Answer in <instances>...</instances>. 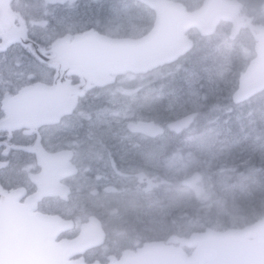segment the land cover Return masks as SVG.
<instances>
[{
  "label": "flooded vegetation",
  "instance_id": "af4514ba",
  "mask_svg": "<svg viewBox=\"0 0 264 264\" xmlns=\"http://www.w3.org/2000/svg\"><path fill=\"white\" fill-rule=\"evenodd\" d=\"M44 1L50 12L44 16L41 14L39 18H47V21L44 20L46 33L40 35L36 30L37 10L32 8V0H10L12 17L0 21V43L10 37L6 28L10 25L13 31L25 36V40L35 41L45 54L52 56L56 41L60 39L72 42L76 36L86 32H95L110 38H124L114 32L120 20L117 15H123L126 9L131 10L130 13L152 10L140 0H67L65 3ZM165 1L176 8L184 7L187 13L200 10L205 2ZM238 1L241 4L238 13L240 26L236 34L233 36L235 21L219 20L217 27L219 30L225 26L229 35V42L222 46L228 59L239 58L235 52L243 55L244 47L236 44L239 38L249 37L251 60L258 56L256 46L259 42L252 30L264 27V14L259 7H255L254 2L251 6L247 5L248 0ZM151 14L156 17L155 12ZM29 44L25 45L24 41L15 42L7 51H0V54L6 56L15 50L20 52L19 56L27 53L32 64L33 54ZM38 63L43 64L41 60ZM47 66L51 69L50 80H43L31 72L27 75V85L38 81L53 84L57 70ZM153 73H146L142 75V79H135L136 84L139 85L137 82L140 80L143 87L140 92H133L135 103L142 107L149 104L144 112L151 111V116L129 115L122 122L115 121L110 115L111 111L118 108V101H121L119 104H124L126 100L123 93L114 92L117 79L106 74L99 79L91 76L86 91L77 96L74 109L54 123L0 129V192L6 195L14 193L20 207L29 200L32 215H57L70 222L72 227L61 232L56 241L76 239L83 225L92 217L101 222L106 234L103 243L87 247L83 252L78 251L72 259L83 258L88 264H119L126 251H137L148 242L156 241L167 246L173 244L172 234L164 236L155 230H148L140 218L143 207L136 196L141 190V181L148 174L144 171L136 174L133 172L134 166L146 167L147 171L153 169L148 158L146 157L147 161L142 158L135 161L136 156L130 148L122 149L126 144H136V140L138 146L143 147L161 144L168 136L180 137L168 132L166 135L151 137L131 128L132 123L140 121L164 127L169 124L163 117L164 109L158 104L150 108L163 94L156 76H152ZM66 77L74 85L82 83L77 74H67ZM9 95L15 96L16 93ZM6 116L7 112L1 107L0 119ZM42 154L48 156L47 163L42 162ZM112 169L116 170L115 175ZM151 171V175H156L160 170ZM114 176L120 181L128 178L133 180L134 188L120 185L116 187L112 182ZM40 189L44 191L43 195L33 200L41 192ZM111 197H118V200L115 198L109 205ZM119 198H125V202L119 204ZM176 246L180 247L181 243ZM182 247L185 251L191 250L184 245Z\"/></svg>",
  "mask_w": 264,
  "mask_h": 264
},
{
  "label": "rangeland",
  "instance_id": "374dc122",
  "mask_svg": "<svg viewBox=\"0 0 264 264\" xmlns=\"http://www.w3.org/2000/svg\"><path fill=\"white\" fill-rule=\"evenodd\" d=\"M253 1L255 7H259L264 14V0ZM32 8L37 10V32L40 35L46 33L47 18H39L41 14L44 16L50 12L45 1L32 0ZM130 11L126 9L123 15H117L120 20L114 29L115 34L126 38L146 35L149 32L147 30L151 29L150 24L155 21V16L151 14L153 12ZM190 34L195 39L202 61L199 66L178 70V74L184 76V87L179 92L166 90L163 70L154 72L152 76H156L163 94L150 108L158 104L164 109L165 121H172L193 111L199 113L198 119L184 136H168L161 144L143 147H139L136 140V144H126L122 148H130L136 156L135 161H139V158L146 160L147 157L153 168L147 171L146 167L134 166L133 172L144 171L148 174L141 181V190L136 196L142 202L143 213L140 218L146 229L155 230L164 236L178 234L183 238L206 229L243 227L247 223L240 213L243 210L242 203L249 205L256 202L257 207L252 209V213L258 218L264 215V94L244 104L236 105L232 101L238 77L249 60L251 39L239 38L236 45L244 47L243 55L237 53L239 58L228 59L221 48L228 36L225 26L207 38L196 31ZM19 53L15 50L6 56L0 54V105L6 93H17L27 86L29 73L37 74L43 80L51 79V69H44L35 62L31 64L27 53L20 56ZM126 71L111 76L118 82L114 92L123 93L126 100L124 104L118 101V108L111 111V117L118 122L129 115L143 117L152 114L151 111L144 112L149 104L142 107L134 101L133 92H140L143 87L137 85L135 79H142V76ZM140 82L138 80L137 83ZM244 114H248L249 122H255L254 125L240 127L242 135L229 139L222 131L221 118L233 116L235 121L244 122ZM210 116L213 118L209 119ZM250 116L258 118L251 120ZM171 147L175 150L172 151ZM156 169L160 171L151 175V170ZM112 170L115 175L116 170ZM196 172L204 175L200 182L203 193L199 198L183 184ZM132 181L129 178L120 181L115 176L112 179L116 187L134 188ZM115 198L118 200V197H111L108 204ZM124 202L125 198H119V204Z\"/></svg>",
  "mask_w": 264,
  "mask_h": 264
},
{
  "label": "water",
  "instance_id": "95a60500",
  "mask_svg": "<svg viewBox=\"0 0 264 264\" xmlns=\"http://www.w3.org/2000/svg\"><path fill=\"white\" fill-rule=\"evenodd\" d=\"M65 3L67 0H48ZM158 12L155 28L139 39H112L88 32L79 35L71 43L59 40L54 44L52 57L46 56L34 41L6 28L10 34L0 48L5 51L15 41L30 43L34 55L44 62L56 66L58 75L49 85L37 82L22 88L16 96L8 94L3 99L7 117L0 120V129H17L53 123L70 113L88 88L91 76L99 79L105 74L124 70L144 73L161 65L176 62L185 55L192 43L184 32L198 28L203 34H211L216 28V19H236V0H206L202 10L194 15L182 9H172L162 0H142ZM12 17L10 0H0V21ZM238 23L236 25L237 29ZM260 42L256 46L258 57L240 77L239 88L234 94L236 103L250 99L264 91V28H253ZM67 73H78L82 83L72 85ZM197 114L184 116L169 125L172 132L181 133L195 121ZM133 131L158 137L165 133L162 126L154 123H132ZM48 156L42 154L43 163ZM202 174L196 173L184 184L200 196L198 182ZM42 189H40L41 191ZM44 191L32 199L40 198ZM30 201L19 206L15 194L7 196L0 192V264H87L83 259L71 260L76 252L99 245L105 238L101 223L96 218L82 227L80 235L71 241L56 242L58 235L72 225L57 215L31 213ZM195 248L188 256L183 249L167 247L159 243H148L138 252L127 251L120 264H264V217L241 229L227 231L195 232L186 241Z\"/></svg>",
  "mask_w": 264,
  "mask_h": 264
},
{
  "label": "trees",
  "instance_id": "16d2710c",
  "mask_svg": "<svg viewBox=\"0 0 264 264\" xmlns=\"http://www.w3.org/2000/svg\"><path fill=\"white\" fill-rule=\"evenodd\" d=\"M189 54L183 57L182 59H180L179 61L173 64H167L159 69L165 72V83H166L167 91H171V92L181 91L182 88L184 87V84H183L184 76L178 74V70L183 69V68H188V67L193 68L194 66L200 64V62L202 61L201 57L199 56L197 46H194V48ZM171 82H172V85L170 86ZM181 86L182 88H180ZM228 117L229 118L222 117L221 122L223 123V128H224L223 131L225 133V136H227L230 139L240 136V127L248 128V124L254 125L255 123V122H249L248 114L243 115L244 122H241L240 120L235 121L233 119V116H228ZM212 118L213 117L210 116L209 119H212ZM250 118L251 120H255L256 118H258V116H250ZM241 205H242L243 210L240 213L245 218V222L247 224L255 222L258 219L257 217L258 215L252 213V209L254 207H257L256 202L249 204V205H247L246 203H242Z\"/></svg>",
  "mask_w": 264,
  "mask_h": 264
},
{
  "label": "bare ground",
  "instance_id": "6f19581e",
  "mask_svg": "<svg viewBox=\"0 0 264 264\" xmlns=\"http://www.w3.org/2000/svg\"><path fill=\"white\" fill-rule=\"evenodd\" d=\"M197 66V65H196ZM199 66V65H198ZM180 81V80H179ZM174 83V82H173ZM175 84V83H174ZM172 85V82H171V84H170V86ZM173 87V86H172ZM175 87V86H174ZM180 88H182V86L180 87ZM235 132V131H234ZM232 133V132H231ZM230 139V138H229Z\"/></svg>",
  "mask_w": 264,
  "mask_h": 264
}]
</instances>
